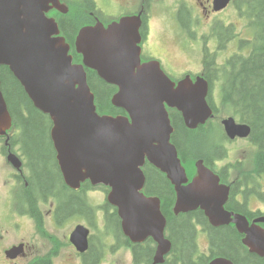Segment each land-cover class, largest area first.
I'll return each mask as SVG.
<instances>
[{
    "label": "water",
    "instance_id": "1",
    "mask_svg": "<svg viewBox=\"0 0 264 264\" xmlns=\"http://www.w3.org/2000/svg\"><path fill=\"white\" fill-rule=\"evenodd\" d=\"M59 0H0V66H9L27 89L34 105L54 119L53 138L61 163L73 187L91 178L93 183L113 186L110 200L119 207L123 228L133 241L153 236L159 243L155 263L164 261L172 243L165 238L167 218L157 196L140 190L145 183L142 166L148 159L165 171L176 185L175 213L202 207L215 226L235 222L247 233L243 242L264 257V228L249 227L245 215L225 209L230 187L197 161L200 172L189 185L185 168L171 141L174 131L166 104L177 106L188 127L204 124L213 114L207 101L209 83L203 77L171 81L158 62H141L140 18L126 17L108 28L86 27L77 38L84 62L73 64L70 45L57 23L45 11ZM85 66L98 71L106 81L120 85L113 103L125 108L123 115H99L95 95L88 84ZM78 85V86H77ZM13 123L0 77V134ZM230 137L250 135L251 127L224 120ZM86 170V172L84 171ZM258 220L264 221V218ZM257 223V222H255ZM89 230L80 225L72 235L80 251L88 248ZM15 248L7 251L8 256ZM210 264H235L220 256Z\"/></svg>",
    "mask_w": 264,
    "mask_h": 264
},
{
    "label": "trees",
    "instance_id": "2",
    "mask_svg": "<svg viewBox=\"0 0 264 264\" xmlns=\"http://www.w3.org/2000/svg\"><path fill=\"white\" fill-rule=\"evenodd\" d=\"M246 14L251 18L255 31L253 50L247 57L236 55L231 62L230 78L224 87V101L233 108L234 113L242 121L251 125V139L257 145L256 170L262 173L264 172V0H253ZM64 23L68 28L67 33L72 34L73 24L67 21ZM75 55L77 60L81 59V55L77 53ZM1 78L15 121L22 126V140L36 176V186L45 195L59 183L60 179V174L50 165L53 150L49 142V122L45 121L43 112L35 107L20 81L8 67L2 68ZM89 80L98 96L100 110L116 112L110 101L112 94L110 85L106 84L94 70H89ZM23 108L27 111V116L24 115ZM192 133L193 130L187 128L181 118L175 120L174 142L183 161L192 167L190 171L194 168V159L205 158L208 164H212L213 156L216 158L221 150L220 146H212L215 148L211 150V146L208 145L209 140L206 138L201 145L195 144L194 142L200 137H195ZM205 150L206 152L203 153ZM147 181L150 193L158 194L163 199L162 210L168 218L169 235L174 243L173 264H209L210 260L218 255L228 256L236 264H264V257L249 253L245 249L241 242L243 234L236 227L230 225L212 227L201 210L176 215L172 209L175 200L173 188L169 180L154 168L148 172ZM27 193L33 197L31 189H28ZM261 196L264 199V193ZM228 207L234 209L240 205L233 199ZM84 208L83 200L78 195H72L60 206L59 212L61 215H68L73 211L83 212ZM113 216L118 217L117 211ZM197 224L208 226L212 240L210 257L198 255ZM149 249H153L151 242H147V249L141 248V251L147 252ZM241 250H244V254ZM139 255L140 253L136 252V258Z\"/></svg>",
    "mask_w": 264,
    "mask_h": 264
},
{
    "label": "flooded vegetation",
    "instance_id": "3",
    "mask_svg": "<svg viewBox=\"0 0 264 264\" xmlns=\"http://www.w3.org/2000/svg\"><path fill=\"white\" fill-rule=\"evenodd\" d=\"M61 1L68 6V10L52 8L48 15L56 19L61 34L66 39L75 37L80 28L85 25H94L99 21L109 25L125 16L140 15L142 18V60L144 62L159 60L168 74L174 80L179 81L186 74L201 70V67L196 69L197 62L200 61L201 57L202 68H206L204 73L211 82L212 88L216 82V75L213 74V62L216 53L213 54L208 47V42L213 39L215 47L220 50L222 36L219 31H216L211 37V30L213 27L217 29L218 26L222 25V14L230 10L232 5L237 6L238 2V0H233L228 7L219 10L217 0ZM66 21L73 24L74 29L72 34L70 33L71 35L67 33L68 28L64 23ZM189 38L204 44L201 53L185 42ZM172 44L175 48L171 46ZM191 45H194L193 41ZM213 105L215 107V103ZM44 119L46 121L45 116ZM49 142L53 150L50 165L56 173L60 174L61 180L59 179V183L55 184L53 189L44 195L36 186V176L30 157L24 147V141L0 140V219L7 225H15L16 228L21 226V223L17 222L16 219H22L23 222L30 225L27 235L33 236L36 240L39 236H45L44 231L47 229L53 232L58 230L57 224H60L61 219L66 217L60 214V206L72 195L77 194V191L71 189L65 182L52 136H50ZM3 145H7V147ZM12 154L21 158L23 164L21 169L16 168L9 160ZM151 169L153 168L151 167ZM8 174L9 176H7ZM28 189H31L33 197L27 193ZM238 189L239 196L242 197L240 202L243 203L247 183L239 184ZM64 193L67 194L66 197L63 195ZM239 205L240 207L232 210L251 217L245 212V208L241 209L242 205ZM252 211L256 212V210ZM256 217L251 218V220ZM0 237L4 238V235L2 234ZM22 254L24 255L18 259H28L27 263H29L40 255V251L36 249L35 243L32 246L27 244L25 253ZM18 259L9 261L18 264Z\"/></svg>",
    "mask_w": 264,
    "mask_h": 264
},
{
    "label": "rangeland",
    "instance_id": "4",
    "mask_svg": "<svg viewBox=\"0 0 264 264\" xmlns=\"http://www.w3.org/2000/svg\"><path fill=\"white\" fill-rule=\"evenodd\" d=\"M234 16L235 17H233V23L237 26L236 31L239 32V36L231 44L232 48L237 47L236 44L238 43L239 38H248L246 32L240 31L239 23L236 19L238 15L234 13ZM171 46L175 48L173 44ZM246 52L247 51L243 53ZM220 64V66H225V55H223L220 59ZM215 96L216 99H214V101L216 106L218 107V112L217 116L212 119L213 121L211 127L213 128V131L207 129L206 131H208L210 134L207 133L205 136V132H203V135L204 137H207V139H210L208 145L217 147L220 146L223 142L220 139L222 133L219 131V129L222 130V126L220 125L222 120L224 118H227L228 116H234L235 114L233 112V108L224 103V101L222 100V89L219 84L216 85ZM223 144L231 149V154L226 155L225 153L226 157L224 159H220L217 163H215L218 167L220 164L234 165L233 163H236L237 165H244L245 170H251V168L253 167L254 154L257 149V147L251 141L241 140L239 142L237 141L234 143H230L226 140V142H223ZM221 150L223 152V148ZM240 161L244 163H241ZM232 174L234 176L237 175V171H233ZM258 178L264 179V174L263 177ZM256 184L260 186V183ZM90 196L91 197L89 198V202L94 207L99 209L100 204L103 203V195L92 192L90 193ZM249 202L250 204L248 206L252 209H259L261 207L262 209H264V203L256 200L255 197L250 198ZM66 219L67 217L63 220L62 225L57 231V235L62 243V247L60 249V252L53 258L51 264H147L145 262H141L140 260H135L132 250L129 247L125 246V242L121 236L117 237L113 233L112 224L107 227L109 220H106V218L101 213H95L94 211H92L89 220H86L80 214L71 216L70 220ZM78 224H85L91 228V231H93L91 240L92 254L90 253L85 261L82 258L80 259L74 247L68 244V233L69 231L73 230ZM117 225V222L113 223L114 229L117 228ZM14 240L15 239L12 238L11 241L6 242L5 244H0V264H6L5 253L1 251L3 250L2 246L4 245L7 247V245ZM39 244L41 253L47 252L51 247L48 241H44L43 244L39 242ZM198 244L202 252H208L210 240L208 234L205 231H201L198 239ZM103 247H105L103 254H98L103 249ZM19 264H27V262L23 259L19 261Z\"/></svg>",
    "mask_w": 264,
    "mask_h": 264
},
{
    "label": "bare ground",
    "instance_id": "5",
    "mask_svg": "<svg viewBox=\"0 0 264 264\" xmlns=\"http://www.w3.org/2000/svg\"><path fill=\"white\" fill-rule=\"evenodd\" d=\"M39 109H40V108H39ZM40 110H41V109H40ZM41 111L43 112V110H41ZM43 113H44V112H43ZM47 116H49V118H50V115L47 114ZM206 130H207V129H206ZM206 130L204 131V132H205V136H206L207 133H209V132L206 131ZM209 134H210V133H209ZM204 138L207 139V137H204ZM208 140H210V139H208ZM217 147H219V146H217ZM220 147H221V149H222V147H223V142H222V144L220 145ZM214 148H215V147H212V146H211V150H213ZM206 150H207V149H206ZM206 150L203 151V153L206 152ZM197 160H198V161H202L203 165H204V166H207V167L210 169V171H212V172L214 173V175H216V176L219 177V179H220V175L218 174L217 170H215V169L213 168V162H214V160H215V157H213L212 164H208V163L206 162L205 158H197ZM206 216H207V218H208L209 224L211 225L212 223H211L210 217H209L208 215H206ZM248 222H249V227H256V228L261 227V228H264V222H263V221H262V222H258V223H255L254 221H248ZM223 225H228V224H223ZM235 227L238 229V231H239L240 233L243 234V238H242V240H244V238L247 236V233L240 231V229H239V227L237 226V224H235Z\"/></svg>",
    "mask_w": 264,
    "mask_h": 264
}]
</instances>
